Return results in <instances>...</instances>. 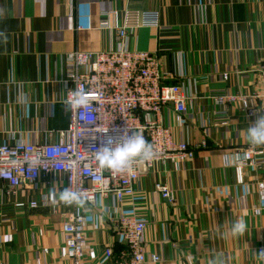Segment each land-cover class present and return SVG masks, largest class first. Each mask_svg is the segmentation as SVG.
<instances>
[{"label":"crops","instance_id":"0c3cea01","mask_svg":"<svg viewBox=\"0 0 264 264\" xmlns=\"http://www.w3.org/2000/svg\"><path fill=\"white\" fill-rule=\"evenodd\" d=\"M131 11L156 12L159 29L131 33L130 50L158 52L166 82L181 85L191 98L185 115L172 107L163 119L176 142L207 147L186 162H156L135 185V197L96 205L30 209L43 192L59 203V192L43 183L8 195L0 181V264H71L61 227L72 214L87 217L89 264H103L109 247L118 264L125 250L108 224L118 209L147 224L146 250L174 264H264V158L244 168L238 182L235 163L248 145L246 129L256 118L238 105L218 107L217 94L248 91L249 70L264 62V0H0V145L63 142L70 125L66 57L118 48L117 29ZM228 74V80L223 75ZM227 122L228 125H222ZM264 148V147H263ZM223 156L236 157L229 167ZM58 190L64 176L57 175ZM157 184L172 190L168 203ZM261 209L256 215L255 210ZM243 218V236L231 234Z\"/></svg>","mask_w":264,"mask_h":264},{"label":"built area","instance_id":"2783aa9c","mask_svg":"<svg viewBox=\"0 0 264 264\" xmlns=\"http://www.w3.org/2000/svg\"><path fill=\"white\" fill-rule=\"evenodd\" d=\"M159 29L156 12L131 11L124 24L117 29L118 48L102 53H70L66 57V77L62 81L67 93L79 88L85 91L92 103L77 111L70 109V125L63 133V142L33 145L18 142L0 145V181L8 186V195L20 188L33 189L43 183L47 189L59 192L63 175L64 188L89 193L87 204L96 205L99 200L114 198L118 204L135 197V185L153 168L154 163L186 162L195 158L196 151L205 149L200 144L176 142L172 130L165 125L163 112L172 107L178 115H185L191 98L185 95L181 85L166 82L171 75L164 70V62L158 52L134 51L128 47L130 35L138 29ZM253 80L248 91L240 94L222 93L213 97L218 107L238 105L248 117L256 118L264 113V62L249 70ZM229 75L224 74L223 80ZM222 125H228L223 122ZM109 128L108 135L95 133L96 128ZM127 130L138 131L153 145L156 156L151 163L136 162L123 173L101 169L95 159V151L108 137L119 138ZM243 157L235 163L237 179L243 183V171L247 166H257L264 158V148L248 145ZM223 156V165L224 163ZM54 184L55 187H54ZM156 192L172 204V190L166 184H157ZM258 194L264 202V183H258ZM50 193L43 192L29 203L30 209L50 208L53 214L63 202L54 203ZM74 205L68 206L72 207ZM256 215L261 209L255 210ZM108 224L115 230L117 244L123 251L118 264H174L166 263L159 255L146 250L147 224L133 214L117 210L109 214ZM66 257L71 264H89L86 253L87 217L84 214L69 215L61 227ZM263 252L262 249L259 251ZM114 257L113 250L104 252L103 264Z\"/></svg>","mask_w":264,"mask_h":264},{"label":"clouds","instance_id":"9594fccd","mask_svg":"<svg viewBox=\"0 0 264 264\" xmlns=\"http://www.w3.org/2000/svg\"><path fill=\"white\" fill-rule=\"evenodd\" d=\"M65 106L73 111L81 108L90 107L92 101L88 94L77 88L69 92L68 98L64 101ZM92 138L95 139V133L108 135L109 128H96ZM247 139L250 144L257 147H264V113H261L256 121L246 129ZM156 156L153 145L150 144L143 134L133 131L129 134L125 130L119 138L108 137L95 151V159L101 169H108L113 173H123L131 169L136 162L151 163ZM236 157H225L226 166L231 165ZM56 184H54L55 187ZM90 200V195L84 191H74L70 188H63L59 191V201L71 206H84ZM247 224L243 218L233 222L231 234L234 237L243 236L247 231ZM264 255V252H261ZM214 264H222L214 262Z\"/></svg>","mask_w":264,"mask_h":264}]
</instances>
